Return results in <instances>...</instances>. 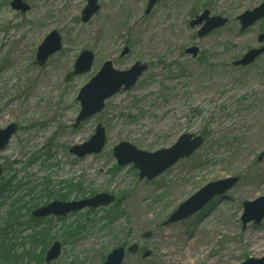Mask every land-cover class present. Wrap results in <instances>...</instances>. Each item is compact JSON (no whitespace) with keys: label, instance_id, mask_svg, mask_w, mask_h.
Masks as SVG:
<instances>
[{"label":"rangeland","instance_id":"rangeland-1","mask_svg":"<svg viewBox=\"0 0 264 264\" xmlns=\"http://www.w3.org/2000/svg\"><path fill=\"white\" fill-rule=\"evenodd\" d=\"M12 1L0 0V130L12 123L19 130L0 153L2 185L10 183L0 201L1 225L12 203L24 201L30 189L34 195L25 200L37 201L38 208L103 192L115 196L119 208L108 231L100 220L114 206L43 218L39 230L47 228L52 236L44 255L29 241L20 239L24 244L15 247L20 258L29 250L43 261L30 263L25 256L20 264H103L113 249L134 244L139 253H127L123 264H241L263 258L264 220L244 229L241 218L245 202L264 197V55L246 67L234 63L258 47V35L264 34V20L242 34L236 19L264 0H163L149 14V0H98L99 11L87 23L82 11L88 0H24L27 13L14 11ZM205 10L228 22L200 39L199 28L189 23ZM52 31L60 34L62 50L39 67L38 47ZM192 46L200 49L197 59L185 53ZM125 47L130 52L121 57ZM84 50L95 55L92 70L67 82ZM108 60L120 71L136 62L149 68L131 91L115 95L102 113L74 129L79 91ZM98 124L107 133L103 152L75 157L71 148L88 141ZM185 134L205 143L155 180H140L132 166L115 171L118 144L153 153ZM229 177L240 181L223 197L186 221L161 226L205 185ZM69 184L83 186V192H71ZM76 224L84 229L72 237L68 230ZM147 232L151 237L143 238ZM55 241L62 253L46 263ZM145 250L151 256L143 258Z\"/></svg>","mask_w":264,"mask_h":264},{"label":"water","instance_id":"water-1","mask_svg":"<svg viewBox=\"0 0 264 264\" xmlns=\"http://www.w3.org/2000/svg\"><path fill=\"white\" fill-rule=\"evenodd\" d=\"M161 0H149L146 14H149L155 5ZM13 10L27 13L30 6L23 0H14L11 3ZM99 10L98 0H88V5L82 12V21L87 23ZM264 19V2L253 10H248L238 17L241 23V32L250 28L260 20ZM228 20L223 17H211L208 10L204 11L195 20L191 21V27L202 26L198 32L200 39L208 36L213 31L223 28ZM259 43L264 42V35L259 37ZM62 50V38L57 31H52L39 46L36 54L35 64L44 67L51 56ZM129 48H124L121 56L129 53ZM186 53L196 58L199 48L190 47ZM264 54V47L253 49L246 53L241 60L234 63L235 66H248L253 64ZM95 56L89 50L83 51L74 64V70L70 72L66 81L70 82L74 77L87 74L91 71ZM148 70V65L141 62L128 71H120L114 67L112 61L103 64L99 72L86 84L79 92L77 101L81 105V110L77 116L74 128H78L83 122L102 113L106 108V101L120 92H127L133 89L140 77ZM18 131V125L11 124L7 128L0 130V152L4 151L13 136ZM107 144L105 128L100 124L96 128L95 134L85 143L71 148L70 152L78 157L84 158L89 155L100 154ZM204 139L191 134L183 135L170 148L162 149L153 153L137 149L130 143L123 142L113 149V154L117 163L121 167L133 164V168L139 171L140 180H154L162 173L173 167L180 160L191 157L202 145ZM3 170L0 168V179ZM239 177H229L220 181L211 182L201 188L193 196L180 204L178 208L162 223L163 227L177 224L188 220L196 213L203 210L216 197L223 196L231 190L238 182ZM115 202V196L109 193H99L91 198L74 202L55 201L44 207L36 209L32 216L34 218H44L47 216L64 217L70 213L79 212L84 209H98L110 206ZM244 212L241 218L243 228L254 223L260 225L264 220V197L254 201L244 203ZM151 233L147 232L143 238H150ZM127 251L137 254L138 246L132 245ZM62 252L59 242L53 244L46 256V263L54 262ZM126 256V248H115L108 256L104 264H123ZM151 256V252L145 250L143 258ZM241 264H264V257L261 259L249 258Z\"/></svg>","mask_w":264,"mask_h":264},{"label":"trees","instance_id":"trees-1","mask_svg":"<svg viewBox=\"0 0 264 264\" xmlns=\"http://www.w3.org/2000/svg\"><path fill=\"white\" fill-rule=\"evenodd\" d=\"M119 169L120 168L116 166L115 171ZM8 185L10 186V183L9 184L5 183V185L0 184V201L4 199V196L8 189ZM71 188L76 189L78 192H83V186L81 185L78 186V185L69 184V190L72 192L73 189ZM45 191L47 192V189H45ZM34 192L35 189L32 190L30 189L28 190L26 195H24V201L20 200V204H16L19 202V200L15 201L13 202L15 205H13L12 203L13 209L9 211L8 219L5 221L3 225H1V223L4 221V219L3 221H1V217H0V264H20V260L25 256L29 257L30 263H34V262L38 263L41 258H42L41 261H43V257H40V255L37 256L36 254H31L29 250L24 251V253L21 255L22 256L21 258L20 256L17 255L15 251L16 246L24 244V242L17 243V241L20 239L24 241H29L30 246L33 249L42 247L43 255L46 248L51 243L52 236L50 235L49 230L47 228L39 230L40 227L39 224L42 222V220H35L29 218L28 215H24L25 218H28V220L26 222H23L24 216H22L21 218H18L17 216L20 212L22 213L23 210L27 214H30V212L38 208V206L36 205L37 201L27 202L25 200L26 196L34 195ZM58 198L60 200L67 201L66 198L63 197H58ZM18 205H22L21 208H14ZM117 206L118 205L116 204V206H114L113 208H110L109 210L105 211L104 217L100 221H104L107 223L101 229L107 228L108 231L109 227L114 224L115 217L117 216L116 212L117 211L119 212V208H117ZM116 208L117 211L115 210ZM86 221L91 223L90 220H86ZM30 224H33V226L30 227ZM75 226L76 227H71L68 230L70 236L72 237L76 235L75 233H79V231L82 228L84 229V225L82 224H76ZM26 233L28 234L24 237V234ZM24 249L25 248H23V250Z\"/></svg>","mask_w":264,"mask_h":264},{"label":"flooded vegetation","instance_id":"flooded-vegetation-1","mask_svg":"<svg viewBox=\"0 0 264 264\" xmlns=\"http://www.w3.org/2000/svg\"><path fill=\"white\" fill-rule=\"evenodd\" d=\"M236 20H237V19H236ZM237 21H238V20H237ZM238 23H239V22H238ZM240 32H241V30H240ZM245 32H247V31H245ZM245 32H244V33H245ZM241 33H242V32H241ZM242 34H243V33H242ZM257 41H258V39H257ZM259 44H260V43H259ZM255 48H260V45H259L258 47H255ZM252 49H254V48H252ZM252 49H250V50H252ZM250 50H248L247 52H249ZM247 52H246V53H247Z\"/></svg>","mask_w":264,"mask_h":264}]
</instances>
